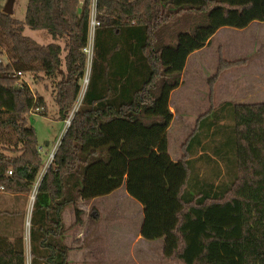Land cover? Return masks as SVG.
<instances>
[{"label": "trees", "instance_id": "trees-1", "mask_svg": "<svg viewBox=\"0 0 264 264\" xmlns=\"http://www.w3.org/2000/svg\"><path fill=\"white\" fill-rule=\"evenodd\" d=\"M93 8V0H28L24 20L0 11L7 46V63L0 60V193L18 197L37 187L31 264H70L64 211L73 206L81 225L80 200L124 184L143 207L141 236L163 239L165 258L264 264V104L227 102L202 115L179 161L168 138L171 95L189 57L222 28L264 22V0H97L90 83L41 177L44 157L28 116H46L47 106L27 82L17 85V73L59 78L55 101L66 121L86 73ZM26 28L45 30L54 42L41 45L24 35ZM244 64L221 56L211 87ZM14 217L24 215L0 212V264H28L22 230L9 228Z\"/></svg>", "mask_w": 264, "mask_h": 264}, {"label": "rangeland", "instance_id": "rangeland-1", "mask_svg": "<svg viewBox=\"0 0 264 264\" xmlns=\"http://www.w3.org/2000/svg\"><path fill=\"white\" fill-rule=\"evenodd\" d=\"M27 4L28 0H0V11L4 12L8 6H12V12H14L13 17L24 20ZM94 14L95 12L92 11L90 39H94L95 29L97 27V25L94 26L92 24ZM225 29L226 32L224 30L225 33L222 32L219 34L213 45L200 50V54L191 55L187 62V70H184L185 81L183 86H180L172 94L171 103L177 113V117L168 132L169 154L173 160L182 158L184 154L183 147L193 134L198 119L209 110H215L222 105V98L226 92L225 83L222 85L221 82L219 86L220 91H223L221 96L217 93L218 90L216 88L220 78L215 83V86L211 87V80L218 73L220 57L235 59L236 51L241 50L243 53L244 51L248 52L250 50V54H247L248 58L244 59L245 64L242 66L247 68L252 67L253 69L261 66L264 67V59L253 58V55H256V53L252 54L253 47L250 48L254 44V41L259 38L260 34L258 32L262 31L263 28L259 29V25H254L247 31L233 28ZM24 35L32 38L41 45H48L54 42L45 30H31L26 28ZM242 37L245 38L242 39ZM59 44L63 48L65 47L64 42L60 41ZM222 47L224 48L222 49ZM65 55L66 53L64 52L61 56L62 60ZM0 60L7 63V46L1 42V39ZM93 60L90 64H87L86 68V75L89 77L88 82L85 83V79L81 82L82 89L80 96L74 105L73 112L66 121L60 120L58 105L55 101L57 93L56 85L59 82V78H49L42 72L38 74H24V78L30 88L35 94L44 97L47 106L46 116L42 115V111H36L28 116L30 126L36 130L38 142L44 150L42 152L44 168L41 177L53 162L54 155L70 126L67 122L69 119H73L82 104L84 94L90 83ZM62 70L61 73L65 72L64 64ZM227 96L230 97L228 94ZM206 144L212 146V141L206 140ZM211 153L212 150L210 149L208 154ZM201 166L204 168V164H201ZM36 192L37 187H34L30 195H20L18 197L3 193V191L0 193V212H22L24 215V218L14 217L9 228L12 231L14 229L22 230V235L26 240L28 264H31L29 242L30 217ZM126 194L127 190L124 184L117 193L112 194L113 196L104 197L106 199L98 198L96 201H93L94 203L80 200L78 208L82 210L83 224L81 225H76V215L73 206L68 207L64 211L63 218L67 228L65 242L72 249L69 256L70 264H178L174 260L164 257L158 243H153L150 246L135 244V249H130L129 247L131 245L124 244L125 242L121 241L122 238L126 237L124 236V231L128 229L131 231L138 230L136 223L137 217H128L127 212L137 215L141 207V204L133 198L129 197L130 199H128ZM104 209L115 215V218L114 216L112 218L118 224L119 241L122 243H120L117 250H107L104 248L106 245L101 244L103 240L100 236L103 230H101L100 225H93V214L95 212H99L100 214ZM87 219V222H92L90 227L85 222ZM96 219L99 223L101 222L100 217ZM106 221H110V219L106 218ZM0 222H3V218H0ZM128 224H130L129 227L131 228L127 227ZM87 229H90L89 234H87Z\"/></svg>", "mask_w": 264, "mask_h": 264}, {"label": "crops", "instance_id": "crops-1", "mask_svg": "<svg viewBox=\"0 0 264 264\" xmlns=\"http://www.w3.org/2000/svg\"><path fill=\"white\" fill-rule=\"evenodd\" d=\"M254 25H259V29L263 28V30L258 32V34H260L259 38L254 41L253 45L250 46V48L253 47L252 48L253 50L251 51V53L252 54L256 53V55H253L254 56L253 58H255V59L256 58L257 59L258 58L264 59V22H254L248 28L242 29V30L243 31L250 30ZM224 30L226 32L225 28L220 29L212 37V39L210 40V42L207 44L206 47H210L211 45H213L215 39L218 37L219 34L224 32ZM243 38H245V37H242V39ZM223 48L224 47H222V49ZM220 50H221V48H220ZM235 53H237L235 55V59H226L225 57H223V58L228 62L241 61V60L248 58L247 54H250V50L248 52L244 51L243 53L241 50H238ZM193 54H200V50L196 51ZM219 66H220V59H219ZM185 69L187 70V65H186ZM184 79L185 78H184V73H183L181 86H183V83L185 81ZM221 82H222V85H224V83H225V88H226V92L223 95L224 97L222 98L223 99L222 104L227 103V102L232 103L234 105L264 104V67L263 66L256 68V69L255 68L253 69L252 67L247 68L244 66H238V67H233V68H230V69L224 71L222 73V75L220 76L218 84L216 85V88L218 90L217 93L220 96H221V93L223 92V91H220V87H219ZM175 91H173V93ZM227 94L230 97H228V96L226 97ZM171 97H172V95H171ZM170 109L174 114V120H175L177 117V113H176V111H175V109L171 103V100H170ZM58 110H59V108H58ZM174 120H173V122H174ZM41 151L43 152L44 150L41 148ZM179 160H181V159H174V161H179ZM118 191L119 190L113 192L112 194L114 195ZM112 194L104 196V197L107 198V197L111 196ZM126 195H127L128 199L132 198L128 195V193ZM104 197H99V198L106 199ZM96 199H98V198H96ZM96 199H93L90 201L93 202V201H96ZM127 215H128V217H131V218L137 217L136 223L138 226V230L135 229V231H131L130 229H128V230L124 231V236H126V237L122 238L121 241L125 242L124 244L131 245V247H129L130 249H135V247H134L135 244L136 245L142 244L144 246H150L153 243H158L160 245V251L163 253V249H164V240L163 239H159L156 241H148L141 236V228H142V224L144 221V212H143L142 205L140 207V212L137 215H135V214L133 215V213H131V212H127ZM93 216H94L93 217L94 218L93 225L98 224L96 226L100 225L102 228L101 230H103L102 235L100 234V236L103 240V242L101 244L106 245V246H104V248L107 250H117L119 248L120 243H122V242L119 241L120 239H119L118 230H117L118 224L115 221H113V218H112V216H114V218H115V215L112 212L105 211V209H104V211L102 210L100 212V214H99V212H95L93 214ZM97 217L98 218L100 217V221H101L100 223L96 219ZM106 218H109L110 221H106ZM63 221H64V218H63ZM87 221H88V219L85 220V222H86L87 226L90 227L92 222L91 221L87 222ZM64 224H65V222H64ZM129 226H130V224H128L127 227L131 228ZM89 233H90V229H87V234H89ZM65 236H66V234L64 235L63 240H64V243L66 244Z\"/></svg>", "mask_w": 264, "mask_h": 264}, {"label": "built area", "instance_id": "built-area-1", "mask_svg": "<svg viewBox=\"0 0 264 264\" xmlns=\"http://www.w3.org/2000/svg\"><path fill=\"white\" fill-rule=\"evenodd\" d=\"M81 1H83V0H81ZM96 1L97 0H93V12H95V14L93 15V21H92V24L94 25V26H96V25H99L98 23H97V21H96V10H95V8H96ZM83 52H84V54L86 55V57H87V64H90L91 62H92V60H93V57H94V39H90V41H89V44H88V46L86 47V48H84V50H83ZM88 73H89V71H88ZM87 73V74H88ZM17 76L18 77H20V81L17 83V85L18 86H21L22 85V81H25V82H27L26 80H25V78H24V75L21 73V72H19V73H17ZM85 76H86V78L84 77V79H85V83H87L88 81V75H86V73H85ZM83 79V80H84ZM82 80V81H83ZM81 81V82H82ZM28 83V82H27ZM82 86V85H81ZM71 119H69V121L67 122L69 125H70V123H71Z\"/></svg>", "mask_w": 264, "mask_h": 264}, {"label": "water", "instance_id": "water-1", "mask_svg": "<svg viewBox=\"0 0 264 264\" xmlns=\"http://www.w3.org/2000/svg\"><path fill=\"white\" fill-rule=\"evenodd\" d=\"M6 14H12V6H8L6 10L4 11ZM71 124V123H70Z\"/></svg>", "mask_w": 264, "mask_h": 264}]
</instances>
